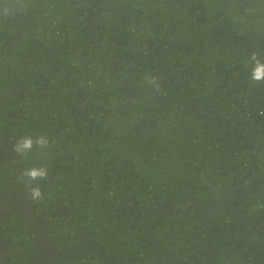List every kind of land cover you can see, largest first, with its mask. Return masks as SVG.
Masks as SVG:
<instances>
[{"label":"trees","instance_id":"16d2710c","mask_svg":"<svg viewBox=\"0 0 264 264\" xmlns=\"http://www.w3.org/2000/svg\"><path fill=\"white\" fill-rule=\"evenodd\" d=\"M253 53L264 0H0V264H264Z\"/></svg>","mask_w":264,"mask_h":264},{"label":"clouds","instance_id":"9594fccd","mask_svg":"<svg viewBox=\"0 0 264 264\" xmlns=\"http://www.w3.org/2000/svg\"><path fill=\"white\" fill-rule=\"evenodd\" d=\"M8 13L7 7H5L4 14ZM251 60L254 62L255 66L252 71V79L254 81L264 80V62L258 57L257 53H253L251 56ZM148 82L150 84L159 85L156 83V78H149ZM48 139L46 137H38L36 140H33L30 136H25L21 141H19L15 146L14 150L19 153H27L30 152L33 148V145H37L40 148L47 147ZM23 176L27 177L29 181L35 180H45L48 177V171L44 167H32L26 169L23 173ZM29 188L30 198L34 201L40 200L43 197V192L41 187L37 184L36 186H32L31 184L27 185Z\"/></svg>","mask_w":264,"mask_h":264}]
</instances>
